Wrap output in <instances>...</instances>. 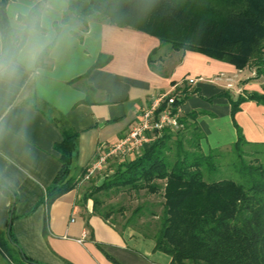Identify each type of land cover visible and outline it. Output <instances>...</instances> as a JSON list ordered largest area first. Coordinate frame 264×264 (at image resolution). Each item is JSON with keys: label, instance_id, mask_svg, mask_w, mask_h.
<instances>
[{"label": "crops", "instance_id": "obj_1", "mask_svg": "<svg viewBox=\"0 0 264 264\" xmlns=\"http://www.w3.org/2000/svg\"><path fill=\"white\" fill-rule=\"evenodd\" d=\"M31 0H10L8 20ZM53 26L71 39L44 58L40 74H20L0 85V181L17 197L11 231L23 254L40 264H170L171 258L155 251L152 239L127 228L116 230L93 213L84 191L72 189L48 210L43 233L45 189L60 169L55 145L62 140L56 125L63 117L77 132L71 175L82 174L100 144L122 138L141 110L154 98L172 92L180 115L199 113L196 121L204 138V154L232 146L237 128L250 144H264V105L242 102L232 113L238 96H264V73L254 67L237 70L231 64L201 53L185 51L167 72L149 64L157 38L130 27L90 21L88 28L62 24L67 1L60 4ZM104 63L93 67L99 59ZM187 78H196L188 85ZM229 85V86H228ZM130 156L126 160H131ZM10 198L0 192V232L6 228ZM81 241V242H79Z\"/></svg>", "mask_w": 264, "mask_h": 264}, {"label": "trees", "instance_id": "obj_2", "mask_svg": "<svg viewBox=\"0 0 264 264\" xmlns=\"http://www.w3.org/2000/svg\"><path fill=\"white\" fill-rule=\"evenodd\" d=\"M9 1L0 0V25L9 22ZM66 1L62 24H77L83 31L90 21L130 27L157 38L160 47L168 45L180 56L185 51L198 52L237 70L255 67L256 75L264 73V0ZM157 51L149 55L151 66ZM103 63L101 58L93 67ZM246 100L264 105L263 95L238 96L231 101L232 113ZM198 115L181 116L182 129L165 131L150 147L117 166L101 185L91 186L82 199H90L93 213L116 230L130 228L152 239L155 251L168 255L170 264H264V149L259 151L260 145L245 141L237 128V140L231 146L236 160L230 163L237 180L223 178L218 151H201L204 134L196 121ZM55 123L63 135L55 145L60 169L42 200L44 234L51 204L75 186L71 167L78 134L61 116ZM249 146L255 150H243ZM244 157L254 158L247 161ZM110 191H145L160 195L161 201L136 206L119 230L109 217L121 208L104 207L97 198ZM0 192L11 201L6 228L0 232V255L11 264H40L23 254L12 234L16 194L1 181ZM139 220L145 221L138 224Z\"/></svg>", "mask_w": 264, "mask_h": 264}, {"label": "clouds", "instance_id": "obj_3", "mask_svg": "<svg viewBox=\"0 0 264 264\" xmlns=\"http://www.w3.org/2000/svg\"><path fill=\"white\" fill-rule=\"evenodd\" d=\"M66 0H31L6 25H0V85L9 84L20 74H40L42 60L71 39L52 24ZM5 129L0 120V135Z\"/></svg>", "mask_w": 264, "mask_h": 264}, {"label": "built area", "instance_id": "obj_4", "mask_svg": "<svg viewBox=\"0 0 264 264\" xmlns=\"http://www.w3.org/2000/svg\"><path fill=\"white\" fill-rule=\"evenodd\" d=\"M186 82L191 86L197 79L187 78ZM180 117L177 99L172 92L154 98L141 110L139 119L129 126L122 138L112 144L98 146L94 157L84 169L81 182L102 172L110 161L125 160L140 154L162 137L165 131L176 132L182 129Z\"/></svg>", "mask_w": 264, "mask_h": 264}, {"label": "rangeland", "instance_id": "obj_5", "mask_svg": "<svg viewBox=\"0 0 264 264\" xmlns=\"http://www.w3.org/2000/svg\"><path fill=\"white\" fill-rule=\"evenodd\" d=\"M164 47V46H163ZM170 48L168 45L165 46L161 51L156 53L153 57L154 60H158L159 57L162 55L166 59H162V63L159 66L164 71H168L171 69L172 66L177 62L179 59V54L168 56ZM156 62V61H155ZM255 68V67H254ZM262 68V67H261ZM264 70V67L262 68ZM255 74H256V68H255ZM175 133V132H172ZM257 150L263 151L264 145L258 146ZM251 149L255 150L254 147H244V151L250 152ZM219 154L218 158V164L220 175L223 178H229L233 180H237L236 174L231 170L230 163L236 160V154L233 152L232 147H223L216 149ZM254 157H244L247 161H252ZM125 160H113L110 161L106 168L96 174L93 178H91L88 181L81 182L82 174L78 176H73L75 178V186L74 189H79L84 191V193L91 187V186H99L102 184L104 178L106 176H109L113 173V171L116 169L117 166L121 165ZM98 200L101 202V204L105 207H109L113 210L121 208V212H115L109 217V221L114 222L115 227L119 230L123 228V225L126 223V220L129 218L131 212L136 208V206L143 204L145 202L150 204H158L161 201L160 195L159 196H152L147 195L145 191H141L138 194H131V193H118L114 194L113 191L110 192H102L97 195ZM145 221V220H144ZM143 220H139L137 223L144 222ZM0 264H11L6 258L2 257L0 255Z\"/></svg>", "mask_w": 264, "mask_h": 264}]
</instances>
